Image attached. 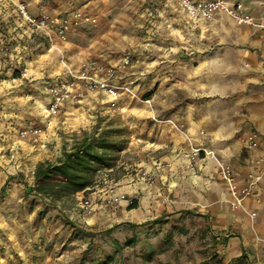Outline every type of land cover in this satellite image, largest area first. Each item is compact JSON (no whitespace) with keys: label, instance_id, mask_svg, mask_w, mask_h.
Instances as JSON below:
<instances>
[{"label":"crops","instance_id":"0c3cea01","mask_svg":"<svg viewBox=\"0 0 264 264\" xmlns=\"http://www.w3.org/2000/svg\"><path fill=\"white\" fill-rule=\"evenodd\" d=\"M25 1L35 13L65 15ZM225 1L240 3V13L249 15L252 23L239 24L222 10L194 21L178 3H160L157 11L167 28L158 29V34L165 31L169 43L160 50L168 57L165 65L170 72L169 88H173L166 98L167 111H160L155 103L152 116L134 129L140 140L136 141L139 161L135 173L116 181L104 178L105 185H93L64 200L91 195L97 201L93 212L87 214L80 203L76 204L80 208L72 205L61 210L64 214L58 209L49 211V222L39 232L42 245L36 264H79L85 250L93 257L84 264H98L103 257L106 264H264V182L242 209L232 210L216 162L203 156L190 162L185 156L191 146L202 145L214 151L218 163L243 175L264 146V29L260 27L264 0ZM163 22L159 20L158 27ZM41 39L47 41L31 33L12 8L0 3V71L17 69L21 59L32 53L29 40ZM179 52L183 59L177 58ZM101 61L108 65L120 62ZM80 62L68 64L76 69ZM121 73L124 83L128 74L125 69ZM180 90L187 97L183 101L172 96ZM7 93L0 97L5 102L0 110L2 181L21 162L30 163L28 169L33 173L38 162H52L60 156L61 148L51 146L56 139L53 124L56 119L75 116L87 102V98L82 105L66 102L57 115L50 116L49 100H35L32 111L26 104L11 115L9 104L27 100L11 90ZM29 115L36 123L46 120L40 145L18 135ZM255 133L259 143L251 146ZM47 143L52 150L45 148ZM142 171L148 173V181L140 177ZM108 186L114 187L112 194ZM117 194L125 198L111 207L108 198ZM129 239L133 242L128 246Z\"/></svg>","mask_w":264,"mask_h":264},{"label":"rangeland","instance_id":"374dc122","mask_svg":"<svg viewBox=\"0 0 264 264\" xmlns=\"http://www.w3.org/2000/svg\"><path fill=\"white\" fill-rule=\"evenodd\" d=\"M28 1L37 5L42 4L52 13L79 12L82 19L75 25L73 33L66 41L51 43L44 39H41V42L29 40L32 50L30 57H23L19 67L11 72L1 69L0 97H4L7 91L11 90L27 100L26 103L18 100V103L9 104L13 112L11 115L21 111L26 104L30 106L27 109L32 111L35 100L41 102L50 100L46 94V83L65 80L61 67L62 59L74 66L88 58H98L108 63L128 58L129 64L125 68L128 76L123 79L127 78L124 83L130 91H122L113 97L104 92H89L82 89L83 96L73 103L82 105L87 98V102L82 108H78L75 115L77 119L81 118L80 121H77L75 116L56 119V123L53 124L56 139L51 140V146L61 148L62 155L64 149H71L85 133L88 135L94 133L98 136L99 133L106 132L107 141L115 145L109 149L113 166L100 169L95 176L94 185H105L104 178L116 181L126 173H135L136 163L139 161L136 141L140 140L135 136L134 129L144 121L143 119L152 116L157 106L155 103H158L160 111H167L166 98L173 91V88H169L172 85L168 80L170 72L165 65L168 57L161 55V48L166 49L169 44L168 39L165 31L164 34L161 33L162 35L158 34V29H166L167 23L157 11L160 3L161 6H165L172 3L170 2L172 0ZM85 17L89 19L86 20ZM162 19L164 22L158 27V21ZM180 34L179 42L182 39ZM17 42L23 44L21 40ZM177 58L183 59L184 56L179 52ZM25 68L28 70L25 71ZM8 95L10 93H7ZM172 96H176L178 101H183L186 97L181 90ZM4 104L5 102L1 100L0 110ZM25 119L26 124L19 131L32 125L44 132L43 125L46 120L43 124L40 123V119L36 123L32 115ZM29 142L33 145L43 143L41 141L36 144L30 140ZM49 146L48 144L45 148L48 149ZM61 155L51 159L52 163ZM29 165L30 163L21 162L14 170H9V173L5 170L8 178L0 180V264H36L38 257L36 253L42 245V236L39 232L49 222L47 219L49 211L58 209L64 214L65 212L61 210L66 211L72 205L80 203L82 199L64 201L67 197L53 200L40 196L34 190V176L28 169ZM76 206L79 207V204ZM92 257L93 253L85 250L79 264H84L85 260ZM105 260L103 257L98 264H104ZM53 261L57 260L53 258Z\"/></svg>","mask_w":264,"mask_h":264},{"label":"built area","instance_id":"2783aa9c","mask_svg":"<svg viewBox=\"0 0 264 264\" xmlns=\"http://www.w3.org/2000/svg\"><path fill=\"white\" fill-rule=\"evenodd\" d=\"M178 3L184 12L193 20L209 18L215 11L222 10L232 17L239 24H251L252 18L249 15L240 13V3L229 4L225 0H172ZM0 3L12 8L15 17L22 25L28 28L31 33L42 35L47 41H66L75 27L82 19L79 12L60 15L48 12L35 13L27 5L25 0H0ZM85 19H89L85 17ZM260 27L264 29V24ZM1 50H6L2 47ZM59 52L60 49L58 48ZM64 81H53L46 83V92L50 97L47 112L50 116L59 113L62 105L66 102H77L83 96V90L89 92H104L116 97L122 91H130L129 87L120 81V71H123L129 64L128 58H123L119 63L108 65L98 58H88L80 62L78 68H73L64 59L61 60ZM25 76L26 73H23ZM82 86V87H81ZM146 102H150L146 100ZM42 131L39 127L29 126L27 129L19 131V136L30 140L32 143H41ZM256 133L250 140L251 146H258ZM261 154L252 158L249 162V169L243 175H239L235 169L227 164L219 163V177L225 184L229 205L232 210L242 209L247 198L253 197L260 192L264 182V146H260ZM190 162H194L198 157L215 158L213 150L204 146H191L185 153ZM219 162V161H218ZM140 177L149 180L146 171L140 172ZM108 193L112 194L113 186H108ZM125 195H111L108 198L110 206H115L117 202L124 199ZM96 199L91 195L83 197L80 206L87 214L94 211Z\"/></svg>","mask_w":264,"mask_h":264},{"label":"trees","instance_id":"16d2710c","mask_svg":"<svg viewBox=\"0 0 264 264\" xmlns=\"http://www.w3.org/2000/svg\"><path fill=\"white\" fill-rule=\"evenodd\" d=\"M114 146L107 141L106 132L98 136L85 133L71 149H64L56 162L43 161L35 166L34 190L40 196L53 200L87 191L94 185L100 169L112 168L109 149ZM133 206L132 202L130 207ZM132 242L133 239H129L125 244L129 246Z\"/></svg>","mask_w":264,"mask_h":264},{"label":"bare ground","instance_id":"6f19581e","mask_svg":"<svg viewBox=\"0 0 264 264\" xmlns=\"http://www.w3.org/2000/svg\"><path fill=\"white\" fill-rule=\"evenodd\" d=\"M213 160L216 162V164H217V165H219V163H218V160H217L216 156H215V158H214Z\"/></svg>","mask_w":264,"mask_h":264}]
</instances>
